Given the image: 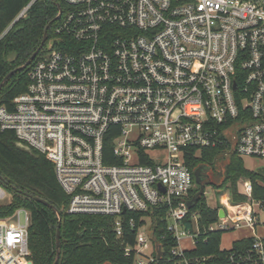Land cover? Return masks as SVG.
I'll use <instances>...</instances> for the list:
<instances>
[{"label": "built area", "instance_id": "2783aa9c", "mask_svg": "<svg viewBox=\"0 0 264 264\" xmlns=\"http://www.w3.org/2000/svg\"><path fill=\"white\" fill-rule=\"evenodd\" d=\"M60 1L54 37L12 108L0 106V129L52 164L69 214L111 216L116 237L126 212L140 214L134 244L123 247L133 264L158 263L160 210L175 240L168 260L204 264L185 254L201 234L187 206L188 161L208 148L264 159V0ZM239 184L246 200L220 201L223 216L207 230L257 226L264 206L250 180ZM10 197L0 183V204ZM29 220L24 207L0 217V264L29 260ZM225 264H264V235L230 250Z\"/></svg>", "mask_w": 264, "mask_h": 264}, {"label": "trees", "instance_id": "16d2710c", "mask_svg": "<svg viewBox=\"0 0 264 264\" xmlns=\"http://www.w3.org/2000/svg\"><path fill=\"white\" fill-rule=\"evenodd\" d=\"M30 0H0V82L12 69L22 65L39 46L44 29L47 39L54 37L53 27L60 0H34L23 16L16 19L19 12ZM38 52L24 69L13 73L0 89V106L11 109L13 98L26 90L28 73L33 62L43 53ZM19 141L11 130L0 129V183L11 193L7 203L0 204V217L13 213L18 207L29 212L27 258L32 264H52L56 256L55 231L60 217V254L56 264H133V256H124L123 247L134 244L139 213L126 212L123 215V235L116 237L113 229L114 218L104 215L69 214L66 211L69 196L57 182L52 164L43 154L30 147L24 150L16 146ZM110 137L105 142V154L110 155ZM220 150L203 149L198 158L189 162L194 171L198 166L215 170L219 184H214L217 194L228 191L232 202L246 200L237 191V181L245 178L251 182V198L264 206V170L248 169L243 158L235 153L228 154L223 165L217 164ZM104 154V155H105ZM107 162L112 159L105 156ZM217 164V165H216ZM204 185V184H203ZM199 185L194 181L190 198L195 201L190 213H198V227L201 234L195 246L186 251L187 257L205 258L204 264H225L230 250L249 246L252 236L233 240L230 249L220 247L221 235L225 230H207L209 224L217 220V207L207 204L203 192L197 196ZM36 198L48 202L44 204ZM51 206L55 207L54 210ZM59 214H57V212ZM132 217L135 225L128 227ZM154 218V242L162 250L157 264H174L168 260V250L175 240L166 229L163 210ZM190 224H188V227ZM227 231V230H226Z\"/></svg>", "mask_w": 264, "mask_h": 264}, {"label": "rangeland", "instance_id": "374dc122", "mask_svg": "<svg viewBox=\"0 0 264 264\" xmlns=\"http://www.w3.org/2000/svg\"><path fill=\"white\" fill-rule=\"evenodd\" d=\"M227 155H222V156H219L218 159H217V164H221L223 165L225 160H226V157ZM243 162H244V166L248 169H261V170H264V159H252V158H248V157H244L243 158ZM216 164V165H217ZM203 172H206V173H209L210 174V177H209V180L208 181H204V189H203V194H204V197L206 199V202L209 206L211 207H214V206H218L219 205V202L226 199V197H228L229 199H231V196H230V193L228 191H224L220 194H217V190L219 189H216L214 187V184H219V181H220V178L219 176H217L215 170H212V171H209V168H205L203 170ZM202 176V175H201ZM242 189L241 185L239 184V180L237 181V191ZM239 192V191H238ZM11 195V193H10ZM11 198V197H10ZM7 200V199H5ZM258 210V221L259 223L257 224V231H261L264 224V209L262 208H257ZM20 219L22 220V216L20 217ZM249 227H247V229H244V228H235V229H230V230H227V231H224L221 235V242H220V245L222 248H229L230 247V244H231V241L233 239H235L236 237L240 236V235H244V234H249L247 233ZM241 230H247V232H244V231H241ZM182 245L187 247V248H191L192 247V244L185 238L182 239L181 241ZM151 248V246H150ZM150 248H148L146 251L149 252L150 251Z\"/></svg>", "mask_w": 264, "mask_h": 264}, {"label": "water", "instance_id": "95a60500", "mask_svg": "<svg viewBox=\"0 0 264 264\" xmlns=\"http://www.w3.org/2000/svg\"><path fill=\"white\" fill-rule=\"evenodd\" d=\"M58 7H59V5H58ZM58 17H59V13L55 16V19H57ZM50 23H51V22H49V23L46 25V27H45V29H44V32H43V36H42L41 42H40L39 46L36 48V50L32 52V54L29 56V58H28V59H27L22 65H20V66L14 68V69H12V70H10V71H9V72H8L3 78H2V80H1V82H0V89H1L2 85L6 82V80H7V79H8L13 73H15V72L18 71V70H21V69L26 68V67L31 63V61L35 58V56L38 54V52L43 48L44 43H45V41H46V39H47V36H46V35H47V29L49 28ZM16 146H18V147L21 148V149L27 150V151L30 149L29 146L23 144V143L20 142V141H17V142H16ZM204 169H205L204 166H198V167L195 168V170H194V172H193V175H194V181H195L196 184L199 185V191H198V193H197V196H198L200 193H202V192H203V189H204V185H203L202 177H201L202 172H203ZM0 180L3 181V182L5 183V181H4L1 177H0ZM36 199L39 200L40 202H42V203L48 205V202H47V201H45V200H43V199H40V198H36ZM194 201H195V197H193V198H191L190 200H188V202H187V206H188V208H191V207H192ZM51 207H52L54 210H56L55 207H53V206H51ZM56 212H57V214H59L58 211H56ZM218 216H220V217L223 216V210H222V209H219V210H218ZM14 218H15V217H14ZM14 218H13V219H14ZM58 219H59V223H58V226H57L56 231H55L56 256H55V260H54V262H53L52 264H56V262L58 261V258H59V254H60V229H59V225H60V217H59ZM26 264H32V262H31L30 260H28V261L26 262Z\"/></svg>", "mask_w": 264, "mask_h": 264}, {"label": "crops", "instance_id": "0c3cea01", "mask_svg": "<svg viewBox=\"0 0 264 264\" xmlns=\"http://www.w3.org/2000/svg\"><path fill=\"white\" fill-rule=\"evenodd\" d=\"M214 207H216V206H214ZM247 227H248V226H241V227H239V229H241V228L247 229ZM248 229H250V230H248V232H247V230H246V231H245V230H241V231L247 232V233H249V234L240 235V236L236 237V238L233 239V240L240 239V238L247 237V236H252L253 233H257V234H259V235H264V227L262 228L261 231H257V226H255L253 229L250 228V227H249ZM233 240H232V241H233ZM232 241H231V243H232ZM230 246H231V244H230ZM220 247H221V245H220ZM221 248H222V247H221Z\"/></svg>", "mask_w": 264, "mask_h": 264}, {"label": "flooded vegetation", "instance_id": "af4514ba", "mask_svg": "<svg viewBox=\"0 0 264 264\" xmlns=\"http://www.w3.org/2000/svg\"><path fill=\"white\" fill-rule=\"evenodd\" d=\"M209 171H212V169H209ZM202 182L204 183V181H208L209 180V177H210V174L209 173H206V172H202Z\"/></svg>", "mask_w": 264, "mask_h": 264}]
</instances>
